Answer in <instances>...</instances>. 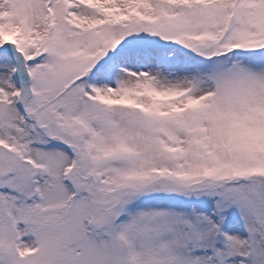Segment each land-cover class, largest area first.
<instances>
[{"label":"snow or ice","instance_id":"snow-or-ice-1","mask_svg":"<svg viewBox=\"0 0 264 264\" xmlns=\"http://www.w3.org/2000/svg\"><path fill=\"white\" fill-rule=\"evenodd\" d=\"M0 264H264V0H0Z\"/></svg>","mask_w":264,"mask_h":264}]
</instances>
